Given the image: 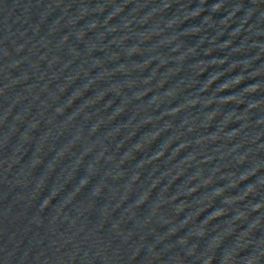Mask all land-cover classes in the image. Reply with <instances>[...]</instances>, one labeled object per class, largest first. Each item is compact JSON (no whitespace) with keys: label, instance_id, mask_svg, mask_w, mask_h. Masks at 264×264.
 <instances>
[{"label":"water","instance_id":"water-1","mask_svg":"<svg viewBox=\"0 0 264 264\" xmlns=\"http://www.w3.org/2000/svg\"><path fill=\"white\" fill-rule=\"evenodd\" d=\"M0 264H264V0H0Z\"/></svg>","mask_w":264,"mask_h":264}]
</instances>
